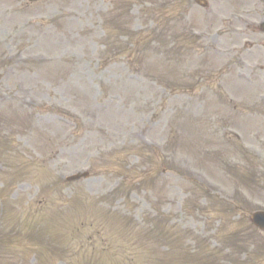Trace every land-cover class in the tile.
I'll use <instances>...</instances> for the list:
<instances>
[{"label": "rangeland", "instance_id": "1", "mask_svg": "<svg viewBox=\"0 0 264 264\" xmlns=\"http://www.w3.org/2000/svg\"><path fill=\"white\" fill-rule=\"evenodd\" d=\"M196 9L0 0V264H264L260 36Z\"/></svg>", "mask_w": 264, "mask_h": 264}]
</instances>
